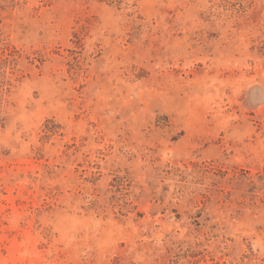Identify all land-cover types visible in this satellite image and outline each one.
<instances>
[{
  "label": "rangeland",
  "instance_id": "1",
  "mask_svg": "<svg viewBox=\"0 0 264 264\" xmlns=\"http://www.w3.org/2000/svg\"><path fill=\"white\" fill-rule=\"evenodd\" d=\"M0 264H264V0H0Z\"/></svg>",
  "mask_w": 264,
  "mask_h": 264
}]
</instances>
